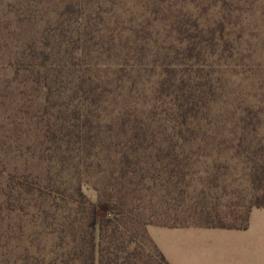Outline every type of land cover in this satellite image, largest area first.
Wrapping results in <instances>:
<instances>
[{
	"label": "trees",
	"instance_id": "1",
	"mask_svg": "<svg viewBox=\"0 0 264 264\" xmlns=\"http://www.w3.org/2000/svg\"><path fill=\"white\" fill-rule=\"evenodd\" d=\"M248 3L0 0V264H170L147 224L248 225L264 150H236L258 194L227 202L209 144L239 130L207 121Z\"/></svg>",
	"mask_w": 264,
	"mask_h": 264
},
{
	"label": "rangeland",
	"instance_id": "2",
	"mask_svg": "<svg viewBox=\"0 0 264 264\" xmlns=\"http://www.w3.org/2000/svg\"><path fill=\"white\" fill-rule=\"evenodd\" d=\"M245 21L246 25L241 37L240 31L236 27L231 29L233 55L223 70L220 87L211 102L207 118L214 128L239 130L236 137L232 135L216 136L209 144L211 153L208 161L216 156L214 152L222 148L220 156L222 159H227L228 162L227 168H224L226 172L224 171L220 185L211 187L213 194L223 192L224 200L232 203L244 202L258 194L251 188L247 180V168L237 157L236 150L243 151L246 146L248 149L246 153L242 154L249 157L256 154L261 156L262 150H264V0H249L248 15ZM3 91L0 84V95ZM28 103L27 100L23 108H29ZM30 108L33 110L32 107ZM243 128L249 133L246 137L239 136ZM2 131L0 129V142L3 139V137L1 139ZM15 138L16 147L23 146L22 144L27 142L20 140L19 135H16ZM223 140V145H226L222 147L220 142ZM228 144H233L234 147H229ZM5 155L8 158L11 156L15 158L11 151L9 153L0 152V157H5ZM245 155L242 158H246ZM24 156H26L25 153L23 157L17 158L18 165H21L20 159H23ZM209 168H212V172L217 171L216 166L213 167L212 164ZM219 168L224 170L223 167ZM103 180L102 174L93 173L84 176L83 189L91 200L97 201V192L94 186ZM105 204L111 206L114 203L105 202ZM105 212L104 209H98L99 215Z\"/></svg>",
	"mask_w": 264,
	"mask_h": 264
},
{
	"label": "crops",
	"instance_id": "3",
	"mask_svg": "<svg viewBox=\"0 0 264 264\" xmlns=\"http://www.w3.org/2000/svg\"><path fill=\"white\" fill-rule=\"evenodd\" d=\"M146 228L170 264H264V205L251 208L244 228L157 223Z\"/></svg>",
	"mask_w": 264,
	"mask_h": 264
}]
</instances>
